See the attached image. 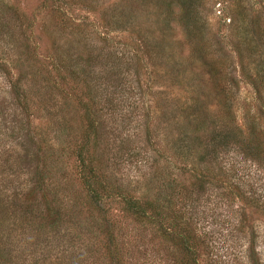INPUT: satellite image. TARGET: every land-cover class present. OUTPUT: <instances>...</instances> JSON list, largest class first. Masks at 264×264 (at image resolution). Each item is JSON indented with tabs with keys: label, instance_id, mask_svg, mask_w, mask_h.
<instances>
[{
	"label": "rangeland",
	"instance_id": "obj_1",
	"mask_svg": "<svg viewBox=\"0 0 264 264\" xmlns=\"http://www.w3.org/2000/svg\"><path fill=\"white\" fill-rule=\"evenodd\" d=\"M54 61L92 87L101 177L142 198L163 176L209 173L187 203L201 264H250V250L264 264V158L242 136L264 145V0H0V264H113L105 237L79 230L90 211L75 153L81 86L56 76L63 93L40 114L33 92L17 106L8 91V75L53 73ZM257 76L259 91L245 78ZM194 133L205 150H191ZM43 163L49 179L37 189ZM107 204L134 233L122 206ZM57 208L60 229L49 224ZM134 234L117 237L122 264H175L173 248Z\"/></svg>",
	"mask_w": 264,
	"mask_h": 264
},
{
	"label": "trees",
	"instance_id": "obj_2",
	"mask_svg": "<svg viewBox=\"0 0 264 264\" xmlns=\"http://www.w3.org/2000/svg\"><path fill=\"white\" fill-rule=\"evenodd\" d=\"M188 3L189 0H183V4L186 5ZM51 69H53V73L43 69L33 71L34 73L30 75V79L19 74L13 77L8 75V91L17 106H25L30 94L33 92V95L38 100L36 111L40 114L41 111L45 113L50 107L55 108L54 104H50L53 99L50 96L61 94L62 92L57 86L56 76H61V81L58 83L64 84V87L70 82L77 84V88H79V85L81 86L80 90L84 93L81 94L80 100L82 101L84 98V102L78 103L76 109L78 108L82 112V117L78 119L80 129L82 128L83 134L81 136L84 142L78 146V150L75 153L78 161V178L85 189V197L90 204V211H87L88 222L86 224L85 221L82 222L79 230L84 231L83 233L86 232L89 237H96V232L100 236L105 237L103 248L113 264H122L123 258L122 254V257L119 255L117 237H132L137 231L138 233L150 235L156 243L164 242V244L173 248L175 250L173 258L175 264H201L199 250L203 247L204 241L201 239V235L197 233L196 220L193 218V215H189L187 203L193 201L192 197L195 194H204L205 186L209 182V173H199L196 170L194 173L197 174L192 177L191 180L193 181H189V183L176 182V180H172L169 177L167 179L163 176L160 180H164V182L159 184L154 194L151 193L153 196L151 197V191L148 189L147 193H144L147 196L142 198L138 197V193L135 194L131 190L127 191L126 188L124 190L121 184L112 183L108 179V176L102 175L101 177L99 173L100 169L95 165L97 159L95 158L94 147L97 148V141L99 140L102 125L98 123L96 102L93 95H91L92 87L89 85V82L81 78V71H77L78 67L76 65L67 68L65 64L56 61ZM245 78L246 80H250V84L255 89L260 90L259 87L262 82L258 76L256 79H252V77H249V79L248 77ZM32 80L34 85L29 84V81L32 82ZM258 95L260 96L261 92H258ZM11 130L14 131L13 128ZM238 131L241 134L237 128L236 134L233 133L234 137L237 135L241 136ZM183 134L186 133L184 132ZM242 136L245 138L243 143H247L245 146L250 148V150L254 149L255 155L253 156L257 160L259 157L264 158L263 143L255 141L253 139L254 136H245L243 133ZM191 138L192 140L189 142V145L193 146L191 150H193L194 146H202L205 150L203 136L194 133ZM211 141L214 140L211 139ZM223 143L222 147L226 148L225 142ZM187 150L191 151L189 146H187ZM183 157L184 155H182ZM186 170V168L183 169L184 172ZM35 174L36 181L33 185H35V188L40 189L41 186H44L45 179H49L45 173L44 163L38 167ZM109 202H117L122 206V215L129 218L133 223L130 232L134 233H124L122 226L112 221L106 208ZM28 206L26 205L25 208L29 209ZM60 211L57 208V210L51 212L52 220L49 223L50 228L60 229L62 223ZM136 225L137 230L135 228ZM121 230L123 231L122 234L120 233ZM125 243H128V241ZM247 258L250 264H259L255 254L253 255V250H250Z\"/></svg>",
	"mask_w": 264,
	"mask_h": 264
}]
</instances>
